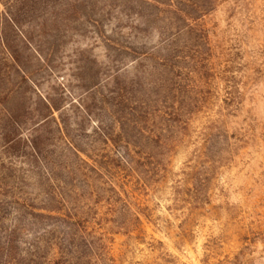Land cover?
<instances>
[{"label":"rangeland","instance_id":"obj_1","mask_svg":"<svg viewBox=\"0 0 264 264\" xmlns=\"http://www.w3.org/2000/svg\"><path fill=\"white\" fill-rule=\"evenodd\" d=\"M0 72V264H264V0H0Z\"/></svg>","mask_w":264,"mask_h":264},{"label":"trees","instance_id":"obj_2","mask_svg":"<svg viewBox=\"0 0 264 264\" xmlns=\"http://www.w3.org/2000/svg\"><path fill=\"white\" fill-rule=\"evenodd\" d=\"M207 11V10H206ZM18 69L17 73H22L20 72V67L16 68ZM21 75V74H20ZM7 75L6 74H2L0 72V82L2 84H4L3 86H5V82L7 81ZM20 79L21 78L20 76ZM22 84V81H20V86ZM5 89V88H4ZM20 88H15L13 86V88L3 90L0 93V132L2 133L3 139H4V147H6L7 149L14 145H16L17 143H19L21 141V131H22V121L20 120L21 118L17 115L18 113H14L12 111V109H10L8 107L12 96L14 93H16L17 90H19ZM40 102L42 103L43 106V110H42V114L40 116V118H38V123L43 122V124H49L50 123V118L51 116H53V111L54 109L58 110V108L56 106H53L50 104L49 101H45L43 99H40ZM199 101H194L190 103V106L188 105L187 109L185 108H172V113H171V117H173L174 122L176 123H180V119L184 118V119H188V116L191 115V113L196 109L197 105H198ZM143 110H145V114L147 113V108H143ZM46 112V113H45ZM141 113V111H139ZM44 113V114H43ZM20 115V114H19ZM149 115V114H148ZM41 125V124H40ZM39 125V126H40ZM188 124H185V126ZM44 126V125H43ZM224 126V123L222 122V126L220 127V130H222ZM42 127V126H41ZM36 132V130H34ZM223 134H225V132H223ZM35 148H33L34 150ZM35 151V150H34ZM162 150H156V152H151L147 155V157H144V152L140 151V152H135L134 150H131L129 148H125L123 154H118L119 157V164L116 166V168L118 170H127L129 168H132V165L135 164V161L133 160L134 158H139L140 160H145V161H150V159H154L155 160L159 159V158H165L168 155L165 152H161ZM153 153V154H152ZM115 154H117V152H115ZM157 165V164H155ZM156 169H158L160 171V168L157 167ZM93 189V188H92ZM86 216L83 213H75V214H68L66 215V220L68 222H70L71 224H75V225H83L84 223H82L86 218ZM86 228V227H85ZM74 240H70V242H73ZM78 244V243H77ZM68 249H63L60 248V252L58 254V257L56 258V260L54 261V264H92V261H94L91 257H89V255L85 254L83 252V250L85 249V244L84 247L81 248L80 246H71L70 244H68ZM82 249V250H81ZM63 250V251H62ZM8 251H10V249H8Z\"/></svg>","mask_w":264,"mask_h":264}]
</instances>
